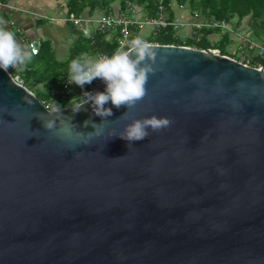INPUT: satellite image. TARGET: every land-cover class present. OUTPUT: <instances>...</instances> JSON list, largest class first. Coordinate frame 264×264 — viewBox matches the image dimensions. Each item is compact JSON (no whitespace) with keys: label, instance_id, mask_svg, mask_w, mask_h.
<instances>
[{"label":"water","instance_id":"water-1","mask_svg":"<svg viewBox=\"0 0 264 264\" xmlns=\"http://www.w3.org/2000/svg\"><path fill=\"white\" fill-rule=\"evenodd\" d=\"M150 44L127 119L50 109L0 69V264H264V67ZM153 115L169 126L111 137ZM86 120H104L87 144Z\"/></svg>","mask_w":264,"mask_h":264},{"label":"trees","instance_id":"trees-1","mask_svg":"<svg viewBox=\"0 0 264 264\" xmlns=\"http://www.w3.org/2000/svg\"><path fill=\"white\" fill-rule=\"evenodd\" d=\"M127 0H67L66 6L68 15H82L85 11L92 14L96 9H103L106 13L112 11L113 4L119 3L125 9ZM141 6L148 17L159 14L158 0H129ZM166 12L170 19L176 17L177 5H184L193 16L198 14L205 21H221L228 23L235 19L236 27L233 30L222 27L204 26L197 29L191 36L184 39L177 36V32L172 26L159 30L156 35L150 38H142L148 42L160 44H176L197 47L201 49H219L224 55L239 59L229 52L227 45L232 41V33H236L237 25L246 17L250 18V24L256 28L264 30V0H163ZM137 32V31H136ZM139 36L140 31L137 32ZM221 34V37L212 41L210 36ZM117 33L112 37L98 33L93 38L82 34L73 42L70 47V55L66 61H58L55 58L51 44L43 42L37 55H33L30 62L17 68H9V72L14 76H19L22 83L28 87L35 95L50 109L75 107L83 101L77 99L71 101L65 95L66 79L69 76V65L71 61L84 54L108 53L112 54L116 50ZM141 38V37H140ZM249 64L255 67H264V56H249ZM84 98V97H83Z\"/></svg>","mask_w":264,"mask_h":264},{"label":"clouds","instance_id":"clouds-1","mask_svg":"<svg viewBox=\"0 0 264 264\" xmlns=\"http://www.w3.org/2000/svg\"><path fill=\"white\" fill-rule=\"evenodd\" d=\"M0 21V25H3ZM32 53L23 48L15 39L14 34L5 27L0 26V69L8 71L9 68H17L30 62ZM157 52L146 40L136 37L127 43V49L121 45L111 56H99L95 59L83 55L73 59L69 65L70 83L83 88L91 84L93 80L100 79L105 84L103 92H84L83 102L77 106L79 111L84 104H91L95 115L102 119L112 115L111 108L105 107L111 102L112 106L119 109L126 106L127 111L122 115L128 118V110L146 96L145 85L149 74L156 71L153 67L156 64ZM163 62V58H161ZM104 122V120H103ZM103 122L92 123L91 120L84 121V126L89 124L94 128L93 132H77L81 137H87L82 142L87 144L93 137L103 134ZM170 121L165 117L155 115L148 118L131 119V123L125 125L120 135L113 134L111 137L119 136L129 141L144 140L149 136V129L153 132L167 128ZM46 130L59 134L62 129H57L55 123L43 121ZM128 144V147H129ZM113 158V159H118Z\"/></svg>","mask_w":264,"mask_h":264},{"label":"crops","instance_id":"crops-1","mask_svg":"<svg viewBox=\"0 0 264 264\" xmlns=\"http://www.w3.org/2000/svg\"><path fill=\"white\" fill-rule=\"evenodd\" d=\"M67 0H4V4L0 5V21H3V26L6 30H10L15 39L20 44L24 39H42L43 42L51 44L55 58L58 61H66L70 55V47L80 34L93 38L95 33V22L107 13L103 9H96L92 14L85 11L81 17L90 18L93 20L88 26L89 36L83 33V30H78L74 27L71 21L64 20L67 18L68 9L66 6ZM137 11L139 15H144V9L137 3ZM112 11H116L119 3H114ZM177 15V14H176ZM180 21H193L192 15L188 9L180 11L176 16ZM235 19L230 23V27L234 29ZM188 29V36L193 34V29L190 26ZM141 30V29H140ZM237 31L248 35L259 42L264 43V30L256 28L255 25L250 24V18L246 17L241 23L237 25ZM115 32H110L108 35L112 37ZM191 34V35H190ZM178 36V35H177ZM232 40L236 38L235 32L231 35ZM42 42V44H43ZM251 56L255 53H250ZM91 59H95L98 53L84 54ZM33 56V55H32ZM70 76L66 79L65 95L69 96L71 101L83 99V93L86 92V85L76 94H71Z\"/></svg>","mask_w":264,"mask_h":264},{"label":"built area","instance_id":"built-area-1","mask_svg":"<svg viewBox=\"0 0 264 264\" xmlns=\"http://www.w3.org/2000/svg\"><path fill=\"white\" fill-rule=\"evenodd\" d=\"M126 8L123 9L121 6L118 7L116 11H110L105 16L96 20L95 22V33L109 34L110 32L117 33L116 37V50L125 46L127 49V43L137 37L138 31L144 27H150L153 35H156L159 30L166 27L172 26L173 29L177 32L180 28H185L190 26L193 29V34L197 29H200L204 26L207 27H222L226 29L233 30L229 27V23L225 20L221 21H205L198 14L192 16L193 21H180L177 17L170 19L168 13L166 12L163 0H158V9L159 14L157 16L148 17L146 14L139 15L137 11V5L135 2L127 0ZM4 4V0H0V5ZM176 11L185 9L184 5L175 6ZM64 20L71 21L75 28L78 30H83V33L89 36L88 26L93 23V20L90 18H84L81 16H76L74 14L69 15ZM137 31V32H136ZM239 41V49L242 52H245V55L240 58L239 61L249 64L250 57L246 55L249 51H253L255 55L264 56V43H259L255 41L251 35L245 33H235ZM20 45L32 53V55H37L42 46V39H24L21 40ZM148 42V41H147ZM154 43V42H149ZM115 50V51H116ZM113 54V53H112ZM112 54L108 53H98L99 56H111ZM244 54V53H243ZM96 57V58H97ZM262 67V66H261ZM15 79L22 83L19 79V76H16ZM105 84L100 79H95L91 84H86V92H96L101 91L104 88ZM55 109V108H54Z\"/></svg>","mask_w":264,"mask_h":264},{"label":"rangeland","instance_id":"rangeland-1","mask_svg":"<svg viewBox=\"0 0 264 264\" xmlns=\"http://www.w3.org/2000/svg\"><path fill=\"white\" fill-rule=\"evenodd\" d=\"M176 14H177L176 16H178L180 14V10L179 9L176 11ZM228 26L230 27V23H229ZM239 33H242V32H239ZM152 35L153 34L151 32L150 27H144L143 29L140 30V33H139V36L141 38H144V39L150 38V36H152ZM177 35L181 39L182 38L184 39L185 37H188V29L180 28L179 30H177ZM220 37H221V34H219V33L218 34H213V35L210 36L212 41H216ZM227 49H228L229 52L233 53L236 57L239 58L237 60H240V58L245 55V52L244 51L242 52V50L239 49V41H238L237 37L234 40H232L231 42L228 43ZM250 53H254V52L253 51H249L246 55L251 56ZM69 80H70V78H69ZM81 89H82L81 87H79V86H77L75 84H71V94L72 95L76 94Z\"/></svg>","mask_w":264,"mask_h":264}]
</instances>
